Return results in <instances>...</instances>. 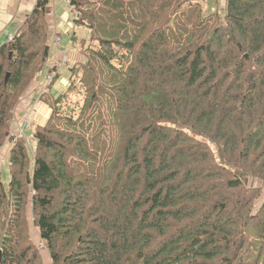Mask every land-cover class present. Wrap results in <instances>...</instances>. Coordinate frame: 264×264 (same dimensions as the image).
<instances>
[{
  "label": "trees",
  "instance_id": "obj_1",
  "mask_svg": "<svg viewBox=\"0 0 264 264\" xmlns=\"http://www.w3.org/2000/svg\"><path fill=\"white\" fill-rule=\"evenodd\" d=\"M48 1L0 48V151ZM69 1L84 60L9 146L0 264H264V0Z\"/></svg>",
  "mask_w": 264,
  "mask_h": 264
},
{
  "label": "crops",
  "instance_id": "obj_2",
  "mask_svg": "<svg viewBox=\"0 0 264 264\" xmlns=\"http://www.w3.org/2000/svg\"><path fill=\"white\" fill-rule=\"evenodd\" d=\"M67 1H48L46 22L51 52L46 72L38 76L28 94L17 106L11 122L9 137L0 151V164L7 161L9 146L13 139H17L19 127L25 118L30 119L31 125L43 124L48 119L50 110L41 101V96L47 93L54 96L63 93L66 88L68 68L83 59L71 41L74 30V12L66 6ZM36 2L37 0H0V48L8 41L9 36H13L18 31L22 22L34 9ZM72 12L73 14H71ZM76 31L79 32L80 37L77 35L78 38L88 39L90 36V30L85 27L76 29L75 33ZM49 69L52 70L51 75L54 76V80L50 84H46ZM33 101H36L34 106L32 105ZM30 127L25 130V137L26 133L29 134L28 138L31 141Z\"/></svg>",
  "mask_w": 264,
  "mask_h": 264
},
{
  "label": "rangeland",
  "instance_id": "obj_3",
  "mask_svg": "<svg viewBox=\"0 0 264 264\" xmlns=\"http://www.w3.org/2000/svg\"><path fill=\"white\" fill-rule=\"evenodd\" d=\"M216 1V0H215ZM214 0H209V2L207 4H205L204 6H210L211 9H210V13L214 10V3H215ZM199 3H201V1H197ZM223 4V0H221V6ZM67 6V5H66ZM203 6V7H204ZM72 11V9H70ZM73 14V12L71 13ZM74 18H75V14H74ZM73 18V19H74ZM174 29H176V27L174 26ZM79 34L78 31H76V36ZM79 36V35H78ZM80 37V36H79ZM83 60H84V57H83ZM24 121V120H23ZM22 126V125H21ZM27 128H25L26 130ZM28 136V135H27ZM8 176H9V172H8V162L5 160L2 164H0V179L1 181L6 184L7 181H8ZM32 223L31 221L29 222V224ZM30 233L31 235L35 238L36 237V231L35 229L32 227V225L30 226ZM36 240V239H35ZM38 243V242H37Z\"/></svg>",
  "mask_w": 264,
  "mask_h": 264
},
{
  "label": "built area",
  "instance_id": "obj_4",
  "mask_svg": "<svg viewBox=\"0 0 264 264\" xmlns=\"http://www.w3.org/2000/svg\"><path fill=\"white\" fill-rule=\"evenodd\" d=\"M191 1H197V0H191ZM203 1L207 2L209 0H203ZM66 5H67L69 10L72 9L71 6H70V1L69 0L66 2ZM11 40H12V36H9L8 37V41H11ZM66 67H68V65H66ZM53 78H54L53 75H48L46 77V84H50L52 82ZM35 104H36V101H33L32 105L34 106ZM30 126H31L30 119L29 118H25L23 123H22V126L19 127V131H18V134H17V139L25 138V128H29ZM17 139H13L12 140V145H13L14 141L17 140Z\"/></svg>",
  "mask_w": 264,
  "mask_h": 264
},
{
  "label": "water",
  "instance_id": "obj_5",
  "mask_svg": "<svg viewBox=\"0 0 264 264\" xmlns=\"http://www.w3.org/2000/svg\"><path fill=\"white\" fill-rule=\"evenodd\" d=\"M7 78H8V76H7ZM7 78H6V79H7Z\"/></svg>",
  "mask_w": 264,
  "mask_h": 264
}]
</instances>
